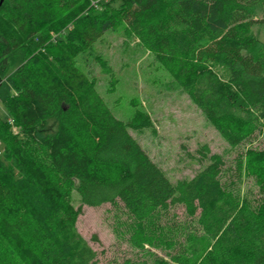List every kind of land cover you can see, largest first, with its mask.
<instances>
[{"label":"trees","instance_id":"1","mask_svg":"<svg viewBox=\"0 0 264 264\" xmlns=\"http://www.w3.org/2000/svg\"><path fill=\"white\" fill-rule=\"evenodd\" d=\"M255 5L261 12L252 18ZM113 10L229 145L256 129L264 139V38L251 30L254 22L264 30V0H1L0 79L15 50L29 56L1 83L0 102L20 130L0 119V264H97L76 217L82 204L116 198L135 246L152 242L158 209H199L203 233L189 253L153 264H263L264 203L252 212L222 188L218 155L190 178L169 181L128 131L151 125L146 112L124 122L91 79L77 72L69 82L49 66L48 54L72 30L87 43L110 26L101 16ZM254 155L264 169V149Z\"/></svg>","mask_w":264,"mask_h":264},{"label":"rangeland","instance_id":"2","mask_svg":"<svg viewBox=\"0 0 264 264\" xmlns=\"http://www.w3.org/2000/svg\"><path fill=\"white\" fill-rule=\"evenodd\" d=\"M250 11L251 17L255 18L259 17L261 9L255 5ZM102 15L101 18L110 22L108 28L87 43L78 35L77 29L72 30L62 45H56L55 52L48 54L49 66L57 69L60 76L64 72L69 82L77 72L83 78L91 79L110 111L124 122L135 113L146 112L151 125L139 129L129 127L128 131L169 181L190 178L210 163L212 154H216L223 162L217 175L222 188L245 203L250 211L262 209L259 207L264 203V169L262 162L255 155L251 156L264 149L262 134L256 129L235 146L229 145L192 102L170 69L143 45L124 19L115 10ZM252 24L251 30L263 39V25ZM28 53L25 49H17L11 54L0 79V96L3 95V79L24 62ZM62 55L70 63H59L57 58ZM212 67L220 78L226 77L223 67L216 64ZM6 113L0 102V119L7 120V129L11 133H18L20 129ZM4 145L0 138V152ZM71 195L75 206L79 203L78 195L74 190ZM185 206L174 202L158 209L148 227L155 236L150 244L143 246L131 243L132 220L118 198L97 205L82 204L75 228L95 249L97 264L171 261L170 257L176 252L187 255L192 237L203 233L197 221L199 209L188 213Z\"/></svg>","mask_w":264,"mask_h":264},{"label":"water","instance_id":"3","mask_svg":"<svg viewBox=\"0 0 264 264\" xmlns=\"http://www.w3.org/2000/svg\"><path fill=\"white\" fill-rule=\"evenodd\" d=\"M1 1V0H0ZM264 264V263H263Z\"/></svg>","mask_w":264,"mask_h":264}]
</instances>
